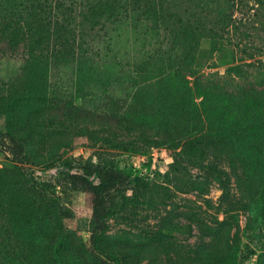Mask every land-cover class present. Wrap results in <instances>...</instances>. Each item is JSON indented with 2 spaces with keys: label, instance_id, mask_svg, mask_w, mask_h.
Listing matches in <instances>:
<instances>
[{
  "label": "rangeland",
  "instance_id": "obj_1",
  "mask_svg": "<svg viewBox=\"0 0 264 264\" xmlns=\"http://www.w3.org/2000/svg\"><path fill=\"white\" fill-rule=\"evenodd\" d=\"M60 1L53 24L83 35L88 54L43 50L30 61L23 43L0 32V103L48 99L63 108H47L41 134L23 140L28 163H13L0 146V264H32L10 237L37 260L51 232L79 252L76 264H264V98L226 96L264 90V0H143L158 35L126 13L110 18L128 0ZM198 64L213 75L207 100L188 72ZM72 104L77 117L66 113ZM207 115L216 126L208 133L238 151L242 184L220 151L202 155L172 140L177 122ZM65 159L74 172L93 162L131 176L111 207L109 250L91 243L86 194L57 187ZM26 206L44 210L45 222L22 215Z\"/></svg>",
  "mask_w": 264,
  "mask_h": 264
},
{
  "label": "trees",
  "instance_id": "obj_2",
  "mask_svg": "<svg viewBox=\"0 0 264 264\" xmlns=\"http://www.w3.org/2000/svg\"><path fill=\"white\" fill-rule=\"evenodd\" d=\"M63 7L64 3L60 0H0L1 35L14 44H18L19 41L23 43L27 48L28 60L30 61L41 57L44 53L43 50L60 51V53L66 52L74 55L77 53L88 54L89 51L83 41V35L81 37L80 34L76 33V30L68 29V27L61 25L60 19L57 26L53 24L52 17L54 14L52 13L55 10L60 11ZM124 13L137 22L136 24L145 22L146 34L158 35L162 31L160 21L150 17L143 0H128L127 4H124L123 12L116 10L110 18L123 16ZM188 67L189 75L195 77L196 91L207 100L212 93L213 86H209V83L206 82L213 75L203 73L199 64ZM179 71L180 74H184L183 69ZM226 96L233 101H236L239 97L246 96L247 98L243 99V101L248 99L259 101L264 98V90L257 93L242 92L240 95L226 93ZM51 107L52 109H57V111L63 110L57 101L48 99H43L39 104L14 102L6 108L0 103V113L5 115L7 120L6 131L0 130V146L4 147L13 163L26 164L30 161L27 146L23 143V140L28 137L32 141L34 134H41L47 121L46 116L48 114L46 109H51ZM69 109L75 117L81 110L74 104L72 106L66 105V113ZM186 121L177 122V126L171 127L177 132V136H174L172 140L176 141L175 139L177 138H184L192 149L202 153V155L210 154L213 150L220 151L221 157H224L227 161L229 160L231 170L234 176L237 177L238 183L242 184V177L239 173L241 157L238 151L233 146L231 147L227 140L220 141L219 136L215 137L214 134L208 133V131L216 129L215 119L211 115H207L206 118L196 119L195 122L192 121L194 124H191L189 119ZM29 129L32 130L31 133L26 134ZM42 135L44 136V134ZM45 137L47 136L45 135ZM121 144L120 142L115 143L118 147ZM63 165L67 170L60 171L57 177V187L60 188V193L82 191L86 194L87 207L92 214L90 224L91 243L94 247L100 246L103 251L109 250L110 238L107 235V231L111 207L116 202L119 192L130 184L131 176L123 171L105 168L93 162L84 163L81 167V172H74V165L70 159H65ZM135 179L138 184L142 181L140 177ZM44 190L47 191L45 188ZM223 190L224 195H227L229 186L227 184L224 185ZM15 205L16 203L11 204V212L16 209ZM0 206H3V203L0 202ZM23 210L22 215L24 213L25 217L30 218L32 221L40 220L39 224L44 223L47 219L43 214L44 210H41V212L37 210L31 211L30 207L27 206ZM60 216L70 217L71 214L60 211ZM44 238L46 239V237ZM3 243V240H0V245ZM15 243H17V246L14 245ZM22 243L21 241H15L12 237L9 238V244L12 245L13 250L16 251L15 253L21 254L23 261L26 260L32 264H76L74 258L81 260L79 252L74 254L71 250H64V235L58 236L55 232H51L45 247L41 246L37 249V260H33L27 254H22V252H25L21 249L24 245ZM41 248L44 249L40 251Z\"/></svg>",
  "mask_w": 264,
  "mask_h": 264
}]
</instances>
